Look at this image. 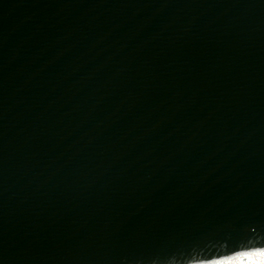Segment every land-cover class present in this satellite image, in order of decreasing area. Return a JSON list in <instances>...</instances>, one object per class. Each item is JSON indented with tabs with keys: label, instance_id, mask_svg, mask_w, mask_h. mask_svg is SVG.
<instances>
[{
	"label": "water",
	"instance_id": "water-1",
	"mask_svg": "<svg viewBox=\"0 0 264 264\" xmlns=\"http://www.w3.org/2000/svg\"><path fill=\"white\" fill-rule=\"evenodd\" d=\"M261 246L264 0H0V264Z\"/></svg>",
	"mask_w": 264,
	"mask_h": 264
},
{
	"label": "snow or ice",
	"instance_id": "snow-or-ice-1",
	"mask_svg": "<svg viewBox=\"0 0 264 264\" xmlns=\"http://www.w3.org/2000/svg\"><path fill=\"white\" fill-rule=\"evenodd\" d=\"M200 264H264V246L234 250L223 256L205 259Z\"/></svg>",
	"mask_w": 264,
	"mask_h": 264
},
{
	"label": "clouds",
	"instance_id": "clouds-1",
	"mask_svg": "<svg viewBox=\"0 0 264 264\" xmlns=\"http://www.w3.org/2000/svg\"><path fill=\"white\" fill-rule=\"evenodd\" d=\"M257 259H259V256L257 257Z\"/></svg>",
	"mask_w": 264,
	"mask_h": 264
}]
</instances>
